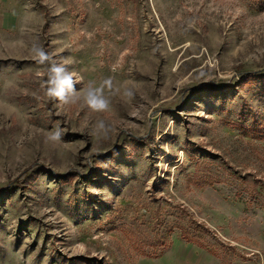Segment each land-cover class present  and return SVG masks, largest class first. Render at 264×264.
<instances>
[{"label": "rangeland", "instance_id": "1", "mask_svg": "<svg viewBox=\"0 0 264 264\" xmlns=\"http://www.w3.org/2000/svg\"><path fill=\"white\" fill-rule=\"evenodd\" d=\"M0 264H264V0H0Z\"/></svg>", "mask_w": 264, "mask_h": 264}, {"label": "clouds", "instance_id": "2", "mask_svg": "<svg viewBox=\"0 0 264 264\" xmlns=\"http://www.w3.org/2000/svg\"><path fill=\"white\" fill-rule=\"evenodd\" d=\"M33 60L40 65H48L47 79L44 81L46 95L49 99L56 100L62 104H76L80 101L94 112H105L109 110L110 102L104 96V89L112 88L111 79H106L100 87L84 86L76 90V84H83V77L71 70L70 60L56 61L50 53L46 52L39 44L32 46ZM123 95L132 99L134 92L125 85ZM108 127L103 120L97 121L94 126L95 133L108 132ZM51 141H58L61 138L59 129L50 132Z\"/></svg>", "mask_w": 264, "mask_h": 264}]
</instances>
